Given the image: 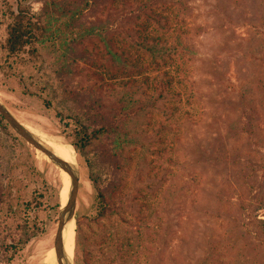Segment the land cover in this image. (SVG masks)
<instances>
[{
    "label": "rangeland",
    "instance_id": "1",
    "mask_svg": "<svg viewBox=\"0 0 264 264\" xmlns=\"http://www.w3.org/2000/svg\"><path fill=\"white\" fill-rule=\"evenodd\" d=\"M19 3L35 14L43 7V0H0V100L30 130L59 138L75 153L80 177L70 264H76L77 220L92 264H195L221 180L205 151L224 130L227 116L236 118L241 92L262 96L256 85L264 79V0H164L158 10L167 18L160 22L140 16L134 2L99 0L87 21L114 17L109 37L141 71L114 64L97 38L80 42L78 49L88 58L75 64L70 86L90 88L108 110L128 115L126 131L133 140L114 154L104 140L84 155L66 136L76 128L73 118L85 117L84 110L62 94L52 48L32 52L27 47L13 56L5 49L7 26ZM145 34L161 37L156 49L171 57L163 61L145 50ZM178 35L193 47V56L182 47L173 49ZM140 74L150 76L149 85H141L142 79L140 87L121 83ZM169 74L173 82L160 98L153 87ZM60 169L9 124L0 126V264H58L43 260L54 248L61 209L56 204L68 179ZM112 174L121 179L120 204L104 216L90 176L103 188ZM195 225L199 230L192 237ZM67 238L70 249L68 233Z\"/></svg>",
    "mask_w": 264,
    "mask_h": 264
},
{
    "label": "trees",
    "instance_id": "2",
    "mask_svg": "<svg viewBox=\"0 0 264 264\" xmlns=\"http://www.w3.org/2000/svg\"><path fill=\"white\" fill-rule=\"evenodd\" d=\"M124 4L134 2L138 5L140 16L150 17L156 22L166 19L158 9L164 0H120ZM99 0H43L42 12L33 13L19 3L17 10L12 12L13 19L7 26L5 49L13 56L30 47L32 52L38 46L52 48L55 57L52 65L57 77L62 82L61 92L65 98L76 102L85 117H74L76 128L66 136L70 139L78 155H84L93 147L108 140V146L120 152L129 142L130 134L126 131L127 117L118 111L107 109L97 94L90 88L70 86L69 81L76 73L75 64L88 58V53L78 49L81 41L97 38L103 45L108 57L114 64L128 71L140 72V65L129 60L116 48L114 39L109 37V30L115 24L114 17L88 22V12H93ZM142 26L146 23L137 21ZM143 26V27H144ZM180 28V27H179ZM177 36L173 49L182 47L184 53L195 54L188 45ZM154 36L145 34L141 44L152 55H159ZM161 59L171 57L165 51ZM177 70L180 66L177 65ZM168 74V72H164ZM135 76L121 81L124 86L149 85L148 75ZM174 75L169 74L165 81L160 80L154 85L158 96L162 98L166 88L173 82ZM142 80H146L141 83ZM262 96L253 98L251 92L240 93L236 108V118H226V126L219 131L217 137L210 141V148L205 151L206 162L219 169L221 180L212 195L210 216L212 225L203 231V246L195 264H264V79L259 78L256 85ZM250 94V95H249ZM130 104L125 105L128 109ZM0 126H8L0 114ZM219 146H214V142ZM90 180L98 190L100 213L104 216L117 212L120 198L116 192L120 188L121 179L115 174L103 188L99 178L90 176ZM3 195L0 193V226L1 205ZM198 201H194L196 205ZM61 207L60 199L56 208ZM196 210V209H195ZM215 222V224H213ZM76 234V264H92L90 252L82 246L79 220ZM195 237L199 227L195 225ZM12 245H10L11 247ZM9 250V246L7 247ZM198 250V249H197Z\"/></svg>",
    "mask_w": 264,
    "mask_h": 264
},
{
    "label": "water",
    "instance_id": "3",
    "mask_svg": "<svg viewBox=\"0 0 264 264\" xmlns=\"http://www.w3.org/2000/svg\"><path fill=\"white\" fill-rule=\"evenodd\" d=\"M0 114L4 117L10 127L19 134L25 141L31 144L35 149L44 153L58 168H61L70 177V188L68 199L64 205H61L59 212V221L54 237V249L58 264H70L65 255L63 243V231L66 224L74 219L76 214V202L79 190V170L75 164H72L62 157L58 156L48 145H46L40 136L30 130L22 123L10 109L0 100Z\"/></svg>",
    "mask_w": 264,
    "mask_h": 264
},
{
    "label": "bare ground",
    "instance_id": "4",
    "mask_svg": "<svg viewBox=\"0 0 264 264\" xmlns=\"http://www.w3.org/2000/svg\"><path fill=\"white\" fill-rule=\"evenodd\" d=\"M32 131L34 133L38 134L40 136L41 140L46 145H48L58 156L62 157L63 159H65L66 161H68L72 164H75L76 156H75V153H73L72 147L69 144L63 142L62 140H60L57 137L47 136L46 134L41 133L40 131H38L36 129H32ZM55 141H57L61 144H59ZM60 170H62V169H60ZM62 171L65 173V175L67 177L68 173H66L64 170H62ZM69 184H70V177L68 175L64 195L61 197L62 205H64L66 203ZM73 221H74V219L70 220L66 224L64 231H63L64 232L63 233L64 251H65V255L68 259L72 258L73 254H74V249H75V234H74V230L72 229V226L74 225V223H72ZM67 233H68L69 238H70V249H69V245H68L69 239L67 238ZM52 259H54L53 262L54 261L57 262L56 252H55L54 248L48 251L43 262L47 263L48 261H51Z\"/></svg>",
    "mask_w": 264,
    "mask_h": 264
}]
</instances>
